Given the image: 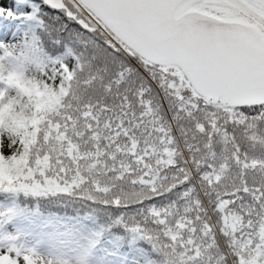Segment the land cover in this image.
I'll return each instance as SVG.
<instances>
[{
  "label": "snow or ice",
  "instance_id": "obj_1",
  "mask_svg": "<svg viewBox=\"0 0 264 264\" xmlns=\"http://www.w3.org/2000/svg\"><path fill=\"white\" fill-rule=\"evenodd\" d=\"M0 264H264V0H0Z\"/></svg>",
  "mask_w": 264,
  "mask_h": 264
}]
</instances>
